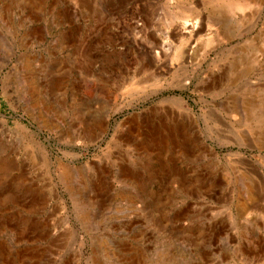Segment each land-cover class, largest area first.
I'll list each match as a JSON object with an SVG mask.
<instances>
[{
	"label": "rangeland",
	"instance_id": "374dc122",
	"mask_svg": "<svg viewBox=\"0 0 264 264\" xmlns=\"http://www.w3.org/2000/svg\"><path fill=\"white\" fill-rule=\"evenodd\" d=\"M0 264H264V0H0Z\"/></svg>",
	"mask_w": 264,
	"mask_h": 264
},
{
	"label": "bare ground",
	"instance_id": "6f19581e",
	"mask_svg": "<svg viewBox=\"0 0 264 264\" xmlns=\"http://www.w3.org/2000/svg\"><path fill=\"white\" fill-rule=\"evenodd\" d=\"M241 5L239 3H232L229 5V7L231 9H235V8H239ZM185 26H187V24L185 23ZM197 32V31H196ZM186 59V58H185Z\"/></svg>",
	"mask_w": 264,
	"mask_h": 264
}]
</instances>
